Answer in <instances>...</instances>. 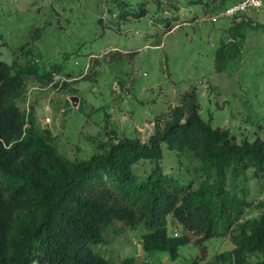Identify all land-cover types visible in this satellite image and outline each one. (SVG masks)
I'll list each match as a JSON object with an SVG mask.
<instances>
[{"label":"rangeland","instance_id":"obj_1","mask_svg":"<svg viewBox=\"0 0 264 264\" xmlns=\"http://www.w3.org/2000/svg\"><path fill=\"white\" fill-rule=\"evenodd\" d=\"M235 1L0 0L3 57L39 68L27 74L19 104L34 112L36 124L50 129L59 150L72 159L88 158L124 136L148 140L193 87L206 120L230 129L238 142L253 140L264 131V0L243 15L211 20ZM243 16L251 25L236 50L232 26ZM221 45L233 55L226 54L222 64ZM163 147L164 170L199 185V158ZM151 167L142 160L136 169ZM238 184L251 202L243 217L258 214L264 172L249 168ZM168 228L185 231L180 221L170 220ZM235 230L234 224L202 244L192 235L172 257L168 250L143 247V224L116 221L106 241L92 247L112 264H230ZM249 259L258 264L261 255Z\"/></svg>","mask_w":264,"mask_h":264},{"label":"trees","instance_id":"obj_2","mask_svg":"<svg viewBox=\"0 0 264 264\" xmlns=\"http://www.w3.org/2000/svg\"><path fill=\"white\" fill-rule=\"evenodd\" d=\"M250 25L243 16L232 26L234 49ZM225 46L217 50L220 64L226 54L233 56ZM38 71L36 62L7 61L0 46V264H112L92 244L105 242L116 221L143 224V247L168 250L172 257L192 235L202 244L235 224L230 264H252L254 253L264 264V199L258 214L243 217L251 202L243 185L244 193L238 192L249 168L264 172V131L236 141L230 129L202 116L193 87L148 140L124 136L88 158L72 159L19 104L27 74ZM164 143L199 158V185L164 170ZM142 160L150 161V170L136 169ZM170 220L185 231L170 233Z\"/></svg>","mask_w":264,"mask_h":264},{"label":"built area","instance_id":"obj_3","mask_svg":"<svg viewBox=\"0 0 264 264\" xmlns=\"http://www.w3.org/2000/svg\"><path fill=\"white\" fill-rule=\"evenodd\" d=\"M262 5H263V0H236L235 2L226 6L225 9L220 14L212 15L211 20L216 21L220 15L229 17L240 13H245L249 9L259 8ZM46 119L48 121L51 120L49 116H47Z\"/></svg>","mask_w":264,"mask_h":264},{"label":"water","instance_id":"obj_4","mask_svg":"<svg viewBox=\"0 0 264 264\" xmlns=\"http://www.w3.org/2000/svg\"><path fill=\"white\" fill-rule=\"evenodd\" d=\"M74 104H77V101L79 100V97L77 95H74L71 97Z\"/></svg>","mask_w":264,"mask_h":264}]
</instances>
